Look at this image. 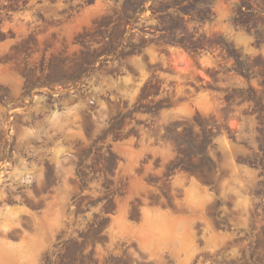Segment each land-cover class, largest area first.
I'll return each instance as SVG.
<instances>
[{
  "label": "rangeland",
  "instance_id": "obj_1",
  "mask_svg": "<svg viewBox=\"0 0 264 264\" xmlns=\"http://www.w3.org/2000/svg\"><path fill=\"white\" fill-rule=\"evenodd\" d=\"M21 5L0 24V148L25 189L0 264H264V0ZM26 83L22 119L4 96Z\"/></svg>",
  "mask_w": 264,
  "mask_h": 264
},
{
  "label": "flooded vegetation",
  "instance_id": "obj_2",
  "mask_svg": "<svg viewBox=\"0 0 264 264\" xmlns=\"http://www.w3.org/2000/svg\"><path fill=\"white\" fill-rule=\"evenodd\" d=\"M25 0H0V24L8 22L11 18L14 17V13L17 11V8L22 7V2ZM22 11V10H21ZM1 31L2 28H0ZM52 88L55 89V84H52ZM35 90H39L38 88L31 87L26 83L22 88L21 92L14 97L4 96L7 100L8 105H22L17 106L13 110L22 109V112H18V118H28L27 113L28 109L31 106L29 98L36 97L37 95H33L32 93ZM58 94L55 90H51V92L44 96L48 98L50 101L49 104L53 107H57L58 105L62 104L66 100L57 97ZM23 160V157L15 153V150H11L10 154L7 153L5 148H0V210L6 209L8 207V200L9 198L17 199L24 194L25 189L23 188L22 179H19L17 175H14L13 169L16 163H19ZM79 166L83 172L87 173L88 168H83V164ZM27 163H37L34 160H27ZM67 168L71 166H66ZM78 169V168H77ZM88 174H84L81 176V181L79 182L81 186L80 195H86L88 192L86 190L89 182L87 180ZM55 183L57 180L54 181ZM77 199V197L73 198L72 200Z\"/></svg>",
  "mask_w": 264,
  "mask_h": 264
}]
</instances>
